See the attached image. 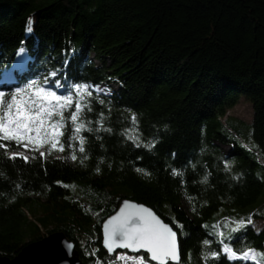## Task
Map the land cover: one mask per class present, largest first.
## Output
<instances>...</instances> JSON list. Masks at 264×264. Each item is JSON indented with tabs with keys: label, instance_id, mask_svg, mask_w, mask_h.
Returning a JSON list of instances; mask_svg holds the SVG:
<instances>
[{
	"label": "trees",
	"instance_id": "1",
	"mask_svg": "<svg viewBox=\"0 0 264 264\" xmlns=\"http://www.w3.org/2000/svg\"><path fill=\"white\" fill-rule=\"evenodd\" d=\"M106 84L116 89L95 90ZM38 88L72 97L60 109L64 151L45 145L25 161L0 141V257L64 233L83 264H113L101 226L130 199L178 233L182 263L255 264L228 259L221 241L238 256L264 250V0H0V92L30 103ZM242 97L251 145L223 123ZM33 202L67 214L43 234Z\"/></svg>",
	"mask_w": 264,
	"mask_h": 264
},
{
	"label": "snow or ice",
	"instance_id": "2",
	"mask_svg": "<svg viewBox=\"0 0 264 264\" xmlns=\"http://www.w3.org/2000/svg\"><path fill=\"white\" fill-rule=\"evenodd\" d=\"M28 32L32 31V21L27 24ZM23 51V50H21ZM55 76V73H52ZM81 89L89 96L88 86H78L77 92ZM22 92H17L10 100L5 99V93L0 92V141L14 142L17 146L23 145L26 149L29 144L34 146L33 150H39L45 145L49 146V150H58L63 152L64 147L60 143L59 136L63 135L60 131L64 127L63 113L60 109L72 104V97L57 95L55 91H46L44 88H38L34 93L33 99L29 97V102H22L17 99ZM83 98V96H81ZM82 108L79 103L76 110L71 115V121L76 124L80 117ZM45 115L48 120L45 119ZM58 116L59 120L52 123L50 118ZM135 123L136 117H132ZM47 123L48 128L55 131L41 130ZM85 125L83 123L76 124L75 132L79 133ZM35 133V136L31 133ZM80 152H84L83 139H80ZM59 146V147H58ZM154 146V143L151 145ZM0 148L7 151L8 144L0 143ZM41 156L45 153L41 152ZM20 156L25 161L28 157L20 153H13L11 158L15 159ZM72 159L76 160L75 153ZM138 171H143L138 169ZM147 174V173H145ZM125 209H135L134 212L122 211L119 216L107 221L104 225V245L110 254L116 253L117 249H128L131 252H141L142 250L149 254V260L155 261L157 264H169V260L179 261V247L177 243V233L171 227L161 222L151 211L146 208H137L135 205L126 204ZM251 222L250 219L248 221ZM245 226L244 221L237 222L232 231H238ZM223 236V233H220ZM207 243V242H206ZM223 248L221 251L230 260H251L255 264H260V260L264 259V253H258L254 249H248L241 255L233 250L231 246L221 241ZM213 258H218L219 253H212ZM258 257L260 259H258ZM115 261L124 262V264H148L144 256H129L127 254H117ZM115 261L113 264H115Z\"/></svg>",
	"mask_w": 264,
	"mask_h": 264
},
{
	"label": "water",
	"instance_id": "3",
	"mask_svg": "<svg viewBox=\"0 0 264 264\" xmlns=\"http://www.w3.org/2000/svg\"><path fill=\"white\" fill-rule=\"evenodd\" d=\"M126 204L135 205L137 208H146L151 211L158 219L161 220L162 223L168 225L169 227H173L168 224L164 219H162L159 214L144 204L138 203L136 201L130 199H123L120 203L117 211L112 214L101 226V238H102V247L104 251L109 255L113 256L119 253H126L127 255L132 256H147L149 254L144 252H131L128 249H117L116 253L110 254L104 245V225L108 220L113 219L116 216H119L122 211L134 212L135 209H125ZM176 232V231H175ZM177 233V232H176ZM177 243L179 247V261L178 264L182 263V251L180 246V238L177 233ZM149 260V258H148ZM152 264H157L155 261H150ZM0 264H83L79 252L77 250L76 244L64 235V233H54L50 236L45 237L41 241L29 243L24 247L22 252L15 258L9 259L6 257H0ZM169 264H177L176 261L169 260Z\"/></svg>",
	"mask_w": 264,
	"mask_h": 264
},
{
	"label": "rangeland",
	"instance_id": "4",
	"mask_svg": "<svg viewBox=\"0 0 264 264\" xmlns=\"http://www.w3.org/2000/svg\"><path fill=\"white\" fill-rule=\"evenodd\" d=\"M11 79V74H7L3 78V82H7ZM116 89V86L114 84L111 85H103L97 89H95L99 93H105L107 94L110 89ZM253 107L250 101H248L245 97H242L239 104L229 111L226 115V117L223 119V123L225 124L226 120L229 118V124L237 131L242 132V138L244 139L245 143L248 145L252 144V138H251V128H252V121H253ZM34 146L32 144H29L28 148L26 149L23 145L19 146V149H17L14 153H20L23 156H26L29 158L32 157L33 152H38L39 154L41 152L45 153V150L43 147H41L38 151L33 150ZM226 151H228V148H225ZM261 163V161H260ZM264 201V194L260 199V203ZM29 211L30 216L29 218L36 224L40 225L42 233H46L47 230H52L57 227V218L56 216L53 217V214L56 213L58 218L60 219L62 216L66 215L67 212L60 210V209H53L47 204L41 203V202H33L29 205ZM53 212V213H52ZM51 213V214H50ZM225 212H217L215 214V218H220ZM46 217V218H45ZM65 223V222H64ZM257 229L260 228L261 224H256ZM25 241H32L35 240L37 237L33 234L25 232ZM84 244L86 241H83ZM258 253H264V250H257ZM119 254H126V253H119ZM258 259H260L258 257ZM260 262L264 264V259H261ZM191 260H187L186 263L182 264H190Z\"/></svg>",
	"mask_w": 264,
	"mask_h": 264
},
{
	"label": "built area",
	"instance_id": "5",
	"mask_svg": "<svg viewBox=\"0 0 264 264\" xmlns=\"http://www.w3.org/2000/svg\"><path fill=\"white\" fill-rule=\"evenodd\" d=\"M263 224H264V222H263ZM129 256H132V255H129ZM123 264H124V262H123ZM129 264H131V262H129Z\"/></svg>",
	"mask_w": 264,
	"mask_h": 264
},
{
	"label": "crops",
	"instance_id": "6",
	"mask_svg": "<svg viewBox=\"0 0 264 264\" xmlns=\"http://www.w3.org/2000/svg\"><path fill=\"white\" fill-rule=\"evenodd\" d=\"M225 216V214L224 215H222L221 217H224Z\"/></svg>",
	"mask_w": 264,
	"mask_h": 264
},
{
	"label": "bare ground",
	"instance_id": "7",
	"mask_svg": "<svg viewBox=\"0 0 264 264\" xmlns=\"http://www.w3.org/2000/svg\"><path fill=\"white\" fill-rule=\"evenodd\" d=\"M264 165V164H263Z\"/></svg>",
	"mask_w": 264,
	"mask_h": 264
}]
</instances>
